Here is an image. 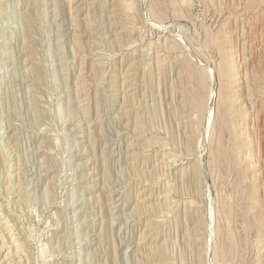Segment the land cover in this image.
Returning <instances> with one entry per match:
<instances>
[{
	"label": "rangeland",
	"instance_id": "1",
	"mask_svg": "<svg viewBox=\"0 0 264 264\" xmlns=\"http://www.w3.org/2000/svg\"><path fill=\"white\" fill-rule=\"evenodd\" d=\"M0 264H264V0H0Z\"/></svg>",
	"mask_w": 264,
	"mask_h": 264
},
{
	"label": "bare ground",
	"instance_id": "2",
	"mask_svg": "<svg viewBox=\"0 0 264 264\" xmlns=\"http://www.w3.org/2000/svg\"><path fill=\"white\" fill-rule=\"evenodd\" d=\"M210 99H211V97H210ZM134 245V244H133ZM131 248V247H130Z\"/></svg>",
	"mask_w": 264,
	"mask_h": 264
}]
</instances>
